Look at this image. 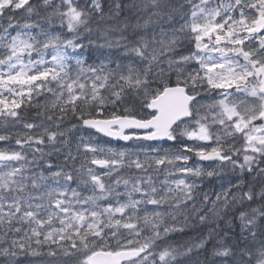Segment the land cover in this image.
I'll return each mask as SVG.
<instances>
[{"label":"snow or ice","instance_id":"obj_1","mask_svg":"<svg viewBox=\"0 0 264 264\" xmlns=\"http://www.w3.org/2000/svg\"><path fill=\"white\" fill-rule=\"evenodd\" d=\"M0 144V264H264V0H0Z\"/></svg>","mask_w":264,"mask_h":264},{"label":"trees","instance_id":"obj_2","mask_svg":"<svg viewBox=\"0 0 264 264\" xmlns=\"http://www.w3.org/2000/svg\"><path fill=\"white\" fill-rule=\"evenodd\" d=\"M31 2L35 3V0H31ZM16 17L18 19H21V21H23V18L25 16L23 10H18L16 13H15ZM209 227H216V225H211V224H207V225H200L198 224L196 227H193V228H190V229H187L186 232H185V236H195L197 233H200V234H204L206 235L207 234V230ZM219 228H224V223L223 221L219 222ZM239 229L238 228H235V232H238ZM208 248L210 249L211 248V244L208 245ZM195 255L193 256V259H195ZM201 259H203V256L200 257Z\"/></svg>","mask_w":264,"mask_h":264},{"label":"rangeland","instance_id":"obj_3","mask_svg":"<svg viewBox=\"0 0 264 264\" xmlns=\"http://www.w3.org/2000/svg\"><path fill=\"white\" fill-rule=\"evenodd\" d=\"M0 147H4V145L0 144ZM213 184H215V181L213 182ZM193 225L194 227H196L198 224L195 221H193Z\"/></svg>","mask_w":264,"mask_h":264}]
</instances>
